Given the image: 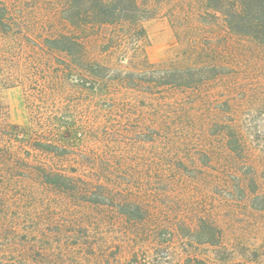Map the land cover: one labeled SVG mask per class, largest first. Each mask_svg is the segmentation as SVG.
<instances>
[{
    "label": "rangeland",
    "instance_id": "obj_1",
    "mask_svg": "<svg viewBox=\"0 0 264 264\" xmlns=\"http://www.w3.org/2000/svg\"><path fill=\"white\" fill-rule=\"evenodd\" d=\"M0 3V264H264L262 45L228 33L203 0H136L146 20L86 25L70 22L69 0ZM59 36L113 71L219 73L193 90L105 82L95 95L70 80L89 81L83 67L46 44ZM54 109L90 130L70 165L37 147ZM151 118L157 147L144 130ZM223 123L241 128L243 158L228 152ZM39 169L88 184L62 191ZM124 201L143 218L122 214ZM202 221L218 230L216 245L198 242Z\"/></svg>",
    "mask_w": 264,
    "mask_h": 264
},
{
    "label": "trees",
    "instance_id": "obj_2",
    "mask_svg": "<svg viewBox=\"0 0 264 264\" xmlns=\"http://www.w3.org/2000/svg\"><path fill=\"white\" fill-rule=\"evenodd\" d=\"M75 1L77 0H69L70 12H72L69 20L72 23H75L73 21L75 18L79 20V23L75 24H112L121 20L141 22L148 18L141 15L142 10L137 5L136 0H122L127 4V9L124 7L119 8L116 3L108 4L102 0H79L81 4V6L79 5L80 10L75 6ZM203 1L206 8L211 11V13H207L209 17L212 19L220 18L228 33L250 38L264 47V0ZM75 9L78 12L73 13ZM6 16V10L0 3V27L4 26ZM46 44L52 50L64 53L71 64L83 67L82 70L89 74V81L82 77H75L73 80L74 75L70 76V80L74 81L79 87L87 88V90H90L95 95L98 91L100 92L97 86L99 87L105 82H108V84L110 82L117 83L125 89H134L135 86H143L144 84L149 86L154 84V87L193 90L207 83V81L216 78L219 73L215 67L195 68L178 66L177 64H161L156 69L152 68L142 72L113 71L87 62L85 60L83 45L74 37L59 36L47 40ZM110 71L115 73L108 75ZM158 125L159 122L151 118L148 121L147 127L144 128L145 134L149 135L147 137L149 138L147 144H153V147H157L158 143L164 138L160 135V131L162 132V130L158 128ZM220 126L221 134L224 132L223 138L226 139L228 152L231 155H238L239 158H243L242 156L247 154V143L241 133V128L236 126L235 123H223ZM84 128L80 125L78 119L59 115V110L54 109L48 115V125H46L48 141L42 144L39 143L37 147L43 152L48 153V158L53 162L68 158L70 160H67V165H70L74 159V157H71L77 152L78 145L80 146L86 140V137H88L89 127L86 130V134ZM14 129L13 135L15 137L19 136L22 130L19 131L16 127ZM51 137H54L53 140L50 139ZM39 170H41L40 174H42L45 184L62 191H74L78 189V185L83 184L87 186L88 184L85 181L83 183L80 177L67 173ZM98 190L105 189L99 186ZM116 206L124 215H132L131 217L136 219L143 218L141 214L142 209L137 203L124 201L123 203H117ZM132 209L134 210L130 213ZM125 210H127L126 213H123ZM197 233H199L198 242L200 243L214 246L219 242L218 230L205 221L200 222ZM197 264L203 263L198 261Z\"/></svg>",
    "mask_w": 264,
    "mask_h": 264
}]
</instances>
